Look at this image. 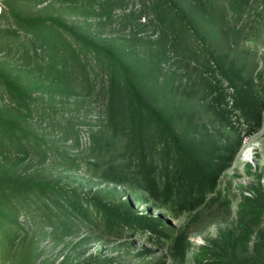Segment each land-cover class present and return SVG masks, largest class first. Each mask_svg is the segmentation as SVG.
I'll use <instances>...</instances> for the list:
<instances>
[{
	"label": "trees",
	"instance_id": "obj_1",
	"mask_svg": "<svg viewBox=\"0 0 264 264\" xmlns=\"http://www.w3.org/2000/svg\"><path fill=\"white\" fill-rule=\"evenodd\" d=\"M82 1L64 3L77 5ZM87 1L92 12L106 14L97 23L103 28L107 22L115 23L113 9L129 0L120 4L118 0H84ZM253 1L141 0V8L123 13L117 25L123 31L129 29L130 41L142 40V31L150 26L160 36L154 40V47L135 51L132 55L136 59H128L122 52L97 41L89 28L71 25L60 17L28 15L20 8V1L7 0L0 17V50L12 54L21 51L25 46L24 31L52 53L47 59L42 47L35 49L33 67L46 60L48 64L46 79L38 78L34 91L0 70V96L10 103L16 100L17 114L0 113V153L24 154L52 167L83 171L87 180H96L100 186L123 187L129 196L124 203L108 202L103 193L112 196L115 189L99 190L89 196L51 180L24 178L17 167L16 174L0 172V205L8 204L15 220L18 214L29 212L34 206L47 210L53 207L47 218L57 229L94 223L104 232L114 234L127 230L149 232L159 243L170 242L171 256L186 259L191 244L188 231L183 229L172 239L168 218L193 214L195 219L202 206L216 203L222 194L217 190L219 178L233 165L243 137L252 136L264 125V96L253 87L251 77L244 78L253 75L255 64L238 62L225 49L235 46L236 50L231 49L249 53L250 47L241 45L244 40L260 44L264 32L249 24L242 28L235 25ZM262 9L258 15L264 19ZM195 36L204 44H211L205 45L206 53L192 47ZM180 56L188 64L207 67L214 76L220 72L233 92L217 77H205L201 89L193 91L175 85L176 72H167L161 65ZM147 63L158 66L155 76V69H148ZM72 96L77 102L90 104L75 123L72 116L62 115L58 119L56 115L61 109L53 103L65 107ZM191 97L193 106H200L208 116L210 127L234 130L226 144L212 143L209 134L197 137L194 133L190 137L186 133L188 128L198 131L200 126L192 112L185 110ZM91 104L101 106V114L89 117ZM95 123L98 128L93 130ZM43 126L59 133V140L46 142V134L39 133ZM82 127H88L89 148L76 155L69 151V145H58L59 141L70 140L72 148H80L81 141L85 142L81 138ZM204 128L208 130L206 125ZM140 202L150 207L139 212L135 206ZM239 215L238 229L223 232L210 241L205 247L209 258L201 260V264H264L261 183L252 196L244 195ZM3 217L9 218L7 227L15 224L9 215L0 213V219ZM16 226L18 232L26 230L24 225ZM0 230V237L4 235L7 240L17 237L15 233H4L2 225ZM21 261L32 264L30 254Z\"/></svg>",
	"mask_w": 264,
	"mask_h": 264
},
{
	"label": "rangeland",
	"instance_id": "obj_2",
	"mask_svg": "<svg viewBox=\"0 0 264 264\" xmlns=\"http://www.w3.org/2000/svg\"><path fill=\"white\" fill-rule=\"evenodd\" d=\"M6 1L3 0L5 8ZM18 1L21 3L20 8L28 15L35 17H60L71 25L74 24L89 28L91 33L95 35L97 41L103 45L110 46L116 52H122L124 57L128 59L132 57L136 59L135 54L132 55L135 51L141 50L143 52L147 48L154 47L156 45L153 44L154 40L160 36L159 31H155V28L150 26L142 31V40L130 41L127 37L129 29L127 28L123 31L120 25H117L120 19L119 17L123 13L131 9L139 10L141 8V0H129L128 3L118 5L112 11L113 20L116 19L115 26L107 22L103 25V28L98 27L97 23L101 19H105L106 14L103 16V13L92 12L88 1L84 2L83 0L82 3H78L77 5L64 3L65 0ZM122 1L124 0H118V3L120 4ZM262 8H264V0H257L256 2L254 0L251 6L247 8L245 14L235 23L236 28H242L249 24L251 25L250 27L254 26V29H257L258 32H264V19L258 15L263 10ZM232 14L234 15L235 13L232 12ZM228 17H230V14ZM141 21H143V17ZM259 21H262L261 24ZM23 33L26 37L24 39L25 46L21 51L12 54L8 53L7 50H0V70L11 78H14L18 84L27 86L29 91H34V84L38 81V78L46 79V66L48 64V60H46L45 62L42 61L39 66L33 67L31 63L36 57L35 49L38 46L42 47L41 50H44L47 59L52 52L47 47L41 46L42 43L39 40L33 39L35 37L31 33L27 34L24 31ZM195 37L197 40L193 41L192 47L199 48L201 52L206 53L205 49L207 47L205 45L209 46L211 44H204L201 39L197 36ZM231 38H235V36L231 35ZM226 43L227 41L223 42L224 45ZM241 45L246 48L250 47V52H242V50L235 51V46H231V48L235 47V50L229 47H225V49L226 51H230L232 57H235L234 59L238 62H246V64L253 62L255 64L254 67H256L253 75H245L244 78L251 77L253 87L258 89L259 93L264 96V33H261L260 44L252 45L244 40ZM204 58L205 56L203 60ZM146 66L148 69L151 66H153L152 69H155L152 72V76H155V73L159 70L158 66L152 65V63H147ZM226 66H228V63ZM161 67L167 72H176L175 85L187 86L192 91L201 89L205 77L211 80H215V77H217V79L223 81L224 86L229 92H233V87L229 86L228 80L220 72H217L214 76L212 71L207 67L200 66L199 64L196 65L194 62L188 64L186 60L181 59V56L164 61ZM240 84L241 81L238 85ZM13 101L14 103H10L8 99H3L0 96V113L14 116L16 114V100ZM53 103L61 109L58 110L59 113L56 115L58 119L62 115L64 118L72 116L75 119L74 123L78 119H81L90 107L88 103L77 102L74 96H72L70 103L65 107L60 106L59 102ZM187 106L188 109H185L186 112L188 114L192 112L191 114L200 123L198 131L196 132L190 128L188 130L185 129L190 137H193L194 133L197 137L209 134V140L212 143H217L219 146L226 144L228 139L232 137L234 133L233 129L210 127L208 116L200 109V106L196 104L193 106L192 97L188 100ZM100 110L101 106L93 104L89 117L98 116L97 112L101 114ZM48 111L50 114H53L50 108H48ZM178 121L180 122V119ZM204 125L208 127V130L204 128ZM93 128V130L98 128L96 123ZM82 130L81 138L85 142L82 144L81 141L80 148H72L70 146V140L59 141L58 145L60 147L61 145H69V151L76 155L80 150L86 147L89 148V144H87L85 138H90V135L88 136V127H82ZM39 133L46 134L45 139L48 143H54L55 139L59 140L60 134L53 132L50 127L45 128L43 126L39 128ZM108 155L112 157V154ZM157 157L160 158L161 154ZM16 168L23 173L21 175L24 178L51 180L66 187H73L76 193H86L89 196L91 193L99 190L115 189V194H112V196L103 193L105 201L108 202H116L117 204L124 203L129 196L123 187L113 185L100 186L96 180H87L84 178V175L87 176V174L83 171H68L60 165L52 167L45 162H40L37 158L33 160V158L26 157L24 154L0 153V172L16 174L14 172ZM260 183L264 187V125L261 130L252 136L243 137V141L239 147V153L233 165L226 172L222 173L219 178L217 190H220L222 194L216 203L202 206L198 210V218L195 219H192L193 214H185L177 219L168 218L170 225L168 231L172 239L181 230L187 229L188 231V239L191 244L188 248L186 259L182 260L180 257L175 258L171 256L170 242L159 243L157 242V238L149 232L139 233L135 230H127L120 234H114L104 232L94 223H86L85 225H81L80 228L67 229L68 227L65 226L57 229L53 224L48 222L47 218V215L53 210V207L47 210V208H36L34 206L32 207L33 210L29 212L23 211L18 214L15 220L12 219V209H10L8 204H5L0 205V213L1 215H9L15 224L7 227L9 218L3 217L0 219V225H2L4 233L17 234V237H14L10 241L4 235H1L0 264H21L22 258L29 254L32 264H201V260L209 258L205 247L209 245L210 241L220 237L223 232L238 229L239 209L244 195L252 196L255 187H258ZM224 200L226 202L222 203ZM148 207H150L149 204L140 202L135 206V209L143 212ZM16 224L24 225L26 230L18 232L15 230ZM144 249H149L150 252L142 253Z\"/></svg>",
	"mask_w": 264,
	"mask_h": 264
},
{
	"label": "built area",
	"instance_id": "obj_3",
	"mask_svg": "<svg viewBox=\"0 0 264 264\" xmlns=\"http://www.w3.org/2000/svg\"><path fill=\"white\" fill-rule=\"evenodd\" d=\"M3 11H4V3H3V0H0V17L1 15L3 14ZM1 24H0V31H1ZM86 138V141H87V144H90V138L89 137H85Z\"/></svg>",
	"mask_w": 264,
	"mask_h": 264
}]
</instances>
